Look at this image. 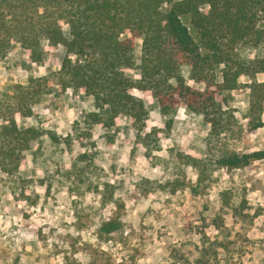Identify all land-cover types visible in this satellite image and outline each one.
<instances>
[{"label":"trees","instance_id":"1","mask_svg":"<svg viewBox=\"0 0 264 264\" xmlns=\"http://www.w3.org/2000/svg\"><path fill=\"white\" fill-rule=\"evenodd\" d=\"M135 39L140 40L138 59ZM43 41L62 46L58 68L30 75L0 95V173L5 179L19 178L26 153L42 135L57 142L54 133L37 123L32 109V103L53 92L54 86L57 93L69 89L90 98L86 125L117 130L125 117L135 131L133 147L143 149L151 166L168 160L189 166L196 177L189 185L193 193L206 188L219 169H241L264 158V147L239 150L233 145L246 144L264 125V80L256 77L264 73V0H0V60L17 44L30 62L40 63ZM132 69L138 70L137 77L129 74ZM240 77L247 79L248 100L237 114L216 95L241 86ZM135 92L156 99L164 128L149 125L143 98ZM179 107L208 125L197 139L202 153L170 147L162 157L160 133L171 129ZM19 116L31 117L34 123L19 127ZM82 134L89 133L77 138ZM105 137L112 143L114 131ZM90 158L79 153L72 168H86ZM181 184L176 178L165 183L140 179L135 187L147 195L168 186L174 191ZM115 188L102 183V205H118ZM16 198L29 197L20 191ZM119 228L118 218L112 216L98 231L110 234ZM205 242L195 264H218L213 263L216 246Z\"/></svg>","mask_w":264,"mask_h":264},{"label":"rangeland","instance_id":"2","mask_svg":"<svg viewBox=\"0 0 264 264\" xmlns=\"http://www.w3.org/2000/svg\"><path fill=\"white\" fill-rule=\"evenodd\" d=\"M63 31L67 34L66 26ZM42 48V61L33 63L17 44L11 45L0 60V95L30 75L58 68L61 46L50 47L43 41ZM139 49L140 40L135 39L137 59ZM129 74L137 77L138 70ZM256 77L264 80V73ZM240 82L241 86L216 95L237 114L248 100L246 77H240ZM53 89L33 102L32 109L37 123L54 133L57 142L42 135L26 153L19 178L5 179L0 173V264H195L203 240L216 246L213 263L264 264V158L241 169H219L206 188L193 193L192 169L173 160L151 166L143 149L133 147L135 131L125 117L117 130L86 125L83 119L92 108L90 98L80 93L79 100L69 89L63 93H57L56 86ZM135 95L143 98L149 125L164 128L156 99ZM239 120L244 121L241 116ZM16 122L19 127L34 123L31 117L21 116ZM207 129L205 122L179 107L171 129L160 133L158 154L166 157L170 147L201 154L197 139ZM86 131L89 134L77 138ZM112 131L115 137L109 144L105 135ZM245 143L233 145L239 150L263 148L264 125ZM82 152L91 156L87 167L73 169ZM175 178L183 184L174 191L168 186L143 195L135 187L140 179L165 183ZM104 181L116 186L113 196L118 205H102ZM20 191L29 198L17 199ZM112 216L118 218L120 228L100 234L99 224Z\"/></svg>","mask_w":264,"mask_h":264},{"label":"crops","instance_id":"3","mask_svg":"<svg viewBox=\"0 0 264 264\" xmlns=\"http://www.w3.org/2000/svg\"><path fill=\"white\" fill-rule=\"evenodd\" d=\"M60 46H61V45H57L58 48H60ZM61 50H62V46H61ZM65 91H66V90H65ZM65 91H64V92H65ZM83 97H84L85 99H87V100L89 99L88 96L83 95ZM77 98H78L79 100H81L80 95H78Z\"/></svg>","mask_w":264,"mask_h":264}]
</instances>
